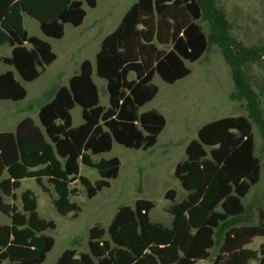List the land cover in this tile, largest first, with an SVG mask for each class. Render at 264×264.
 Instances as JSON below:
<instances>
[{"label": "trees", "instance_id": "obj_1", "mask_svg": "<svg viewBox=\"0 0 264 264\" xmlns=\"http://www.w3.org/2000/svg\"><path fill=\"white\" fill-rule=\"evenodd\" d=\"M84 1L97 8L98 0ZM85 3L0 0V49L12 48V55L1 61L14 69L0 75V101L25 100L28 91L17 75L35 82L57 60L50 43L29 35L24 16L38 21L46 37L61 40L66 25L84 24ZM203 15L214 29L212 39L198 24ZM227 39L223 16L214 11L211 0H138L96 55V74L107 82L109 108L101 105L94 64L85 60L69 85L41 107V126L26 118L14 133H0V212L10 219V224H0V264H43L56 245L44 234L55 230L56 223L40 216L35 193H16L22 182L34 179L45 193L52 188L57 212L77 216L81 208L72 199L79 195L74 183L83 185L93 199L120 175L119 158L95 162L93 157L111 152L114 143L135 150L154 148L167 120L155 110L140 113L159 94L154 78L158 75L167 84L187 78L188 64L199 61L211 42L220 45L232 68L249 117L210 122L189 143L187 159L175 170L187 198L176 203L174 190L166 194L173 202L171 227L151 220L153 202L138 200L133 207L120 208L107 230L91 229L89 253L68 249L57 264H197L210 259L216 248L214 264H264V246L260 252L247 248L254 239L264 238V212L259 210V225L237 226L247 212L244 199L262 177L254 124L264 139V117L259 95L243 79L241 68L243 62L260 57ZM76 106L82 108L84 121L78 127L72 116ZM81 165L97 170L101 179L92 183L81 176Z\"/></svg>", "mask_w": 264, "mask_h": 264}, {"label": "rangeland", "instance_id": "obj_2", "mask_svg": "<svg viewBox=\"0 0 264 264\" xmlns=\"http://www.w3.org/2000/svg\"><path fill=\"white\" fill-rule=\"evenodd\" d=\"M82 1L84 0H76ZM138 0H98L96 9L84 4L87 17L78 28L65 26V37L55 40L46 37L40 24L28 15L24 16V26L31 37H37L51 44L57 60L35 82L18 80L28 91V96L20 102L0 101V133L15 132L16 126L25 118H32L38 126L39 111L63 86H68L70 79L80 72L85 60L94 64V80L99 88L101 105L110 107L107 82L96 74V55L101 49L105 37L112 34L120 25L124 15ZM215 12L223 16L225 35L231 44L254 50L259 61H245L241 68L243 79L259 95L260 108L264 117V0H211ZM207 36L212 39L214 29L208 17L198 21ZM12 48L8 45L0 49V75L14 69L5 65L1 58L10 57ZM191 74L175 84L165 83L158 75L153 84L159 88V94L140 113L155 110L162 114L167 125L154 148L143 151L128 149L114 143L109 153L94 156L95 162L102 159L119 158L120 175L111 180V187L105 188L93 199H88L87 189L79 182L73 188L79 195L72 198L80 208L77 216H61L52 203L55 191L45 193L34 179H26L17 191L21 195L26 190L35 193L40 216L56 223L55 230L44 234L55 239L56 245L43 264H57L68 249H76L79 254L89 253L90 231L98 226L109 228L119 209L134 206L138 200L154 203L150 217L155 223L171 227L173 216L169 210L173 202L166 198L170 190L176 192V203L187 198L175 170L179 163L187 159L186 149L189 143L198 138V132L204 125L226 117H249L247 101L242 98L235 85L233 70L227 63L220 45L211 42L206 54L197 62L189 63ZM135 79V75H131ZM74 127L83 124L82 108L76 106L72 111ZM256 155L262 162L260 183L253 187L244 204L246 214L243 222L237 226H257L260 224L259 210L264 212V139L256 124ZM209 150V149H208ZM81 176L92 183L101 179L95 169L81 165ZM21 207V203L18 202ZM0 223L10 224V219L0 213ZM105 239L109 240L107 235ZM264 238L254 239L247 248L260 252ZM219 249L211 251L208 260L197 264H214ZM263 256L260 254V258ZM253 264H261L260 261Z\"/></svg>", "mask_w": 264, "mask_h": 264}, {"label": "crops", "instance_id": "obj_3", "mask_svg": "<svg viewBox=\"0 0 264 264\" xmlns=\"http://www.w3.org/2000/svg\"><path fill=\"white\" fill-rule=\"evenodd\" d=\"M55 94V93H54ZM54 96V95H53ZM52 96V97H53ZM40 112V111H39ZM26 119V118H25ZM32 119V118H31ZM23 121V120H22ZM35 122V121H34ZM36 123V122H35ZM19 124V123H18ZM17 127V126H16ZM16 131V130H15ZM6 133H14V132H6ZM159 140V139H158ZM157 146V145H156ZM23 183V182H22ZM27 191V190H26ZM25 192V191H24ZM17 194H18V192H16ZM18 196H20L19 194H18ZM52 197V196H51ZM53 203V202H52ZM18 204V203H17ZM1 213V212H0ZM2 214V213H1ZM3 215V214H2ZM0 224H2V223H0ZM2 225H8V224H2Z\"/></svg>", "mask_w": 264, "mask_h": 264}]
</instances>
